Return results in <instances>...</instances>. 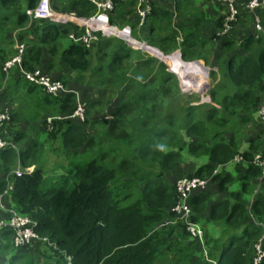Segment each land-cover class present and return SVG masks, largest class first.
Segmentation results:
<instances>
[{"label":"trees","instance_id":"16d2710c","mask_svg":"<svg viewBox=\"0 0 264 264\" xmlns=\"http://www.w3.org/2000/svg\"><path fill=\"white\" fill-rule=\"evenodd\" d=\"M37 1L0 0V103L11 114L0 127L10 144L0 150V196L7 209L0 208V218L17 210L32 219L38 235L18 249L14 231L0 229V264H254L256 243L264 249V191L251 203L248 195L262 174L255 157L264 155V7L251 11L236 0L239 14L222 35L229 13L224 1L214 16L197 0L153 1L141 37L165 56L180 50L183 61L178 55L165 59L181 78L206 76L210 67L209 104L187 96L155 56L118 37H101L86 48L69 37L82 33L76 24L30 21L27 10ZM113 2L111 22L130 23L135 0ZM50 3L81 16L95 12L85 0ZM15 33L25 53L21 66L7 73L4 63L17 54ZM22 69H42L83 91L84 119L73 117L75 93L51 96L27 81ZM44 133L68 165L52 183L43 175ZM24 141L18 150L15 143ZM192 157L199 164L187 173L183 165ZM193 176L208 186L191 193V219L221 229H204V245L185 224H164L177 217V179ZM236 182L239 188L232 190ZM175 236L181 241H172Z\"/></svg>","mask_w":264,"mask_h":264},{"label":"built area","instance_id":"2783aa9c","mask_svg":"<svg viewBox=\"0 0 264 264\" xmlns=\"http://www.w3.org/2000/svg\"><path fill=\"white\" fill-rule=\"evenodd\" d=\"M88 1L97 7V12L89 17L78 15L72 11L62 12L55 10L52 8L50 0H40L39 4L34 9L27 10V14L29 15L31 21L33 19H46L52 20L55 23L71 22L73 24L78 25V27L82 29V33L76 34L73 32L70 34L69 37L76 42L84 44L86 47H89L92 43H94L97 40L98 35L102 34L104 37H118L125 41L129 46L137 50L146 51L151 55H153L151 49L158 51L156 47L151 46L146 41H140L135 39L132 36L130 27L127 26L120 28L111 22L109 13L114 8V3L112 0ZM151 1L153 0H138V12L142 16L143 21L144 17L146 18L147 15L150 13ZM221 1H224L229 6V13L225 19L224 30L222 31V35H224L230 32L231 22L236 21L237 15L239 14V10L234 6L236 0ZM246 7L251 11L264 7V0H248V2L246 3ZM257 29H262V26L259 24V22H257ZM16 47L20 55L14 57L11 61H8L5 64V71H8V69L14 63L21 61V55L24 51V45L22 43H18ZM170 70L174 72L177 77L180 78V75L173 70V67H171ZM24 74L30 82L43 87L50 94L58 96L60 93L68 92L64 88L61 81L51 79V77L44 74L40 70L28 71ZM187 77L183 79L187 80ZM82 112L83 109L81 108V106H79L74 111V115H81ZM259 115L263 118L264 121V103L261 106ZM10 119L11 116L8 110L3 109V107L0 105V127L5 121H9ZM9 145V142L0 136V150L5 149ZM237 159L239 158L237 157ZM254 163L257 166H260L261 168L262 176L259 180L262 181V179L264 178V155H256ZM207 186V179L198 176L183 177L178 180L177 190L179 193V202L173 208V211L176 213L177 217L173 220H168L164 223L165 226H171L178 223L185 224V230L190 233V237L195 239L199 238L203 245L205 244L203 227L200 222H195L191 219L192 207L189 204V198L194 190H202L205 189ZM2 197L3 195L0 196V204L3 209H6L3 203L1 202ZM8 211L11 213L10 219H0V228H11L14 231L12 242L15 247L19 248L26 245H30L32 241L38 238V235L35 231L36 224L32 221V219L27 216L21 215L16 210L11 209ZM260 243L261 241L258 244L256 243L255 246L256 256L254 258V264H260L264 260V249L262 248Z\"/></svg>","mask_w":264,"mask_h":264},{"label":"rangeland","instance_id":"374dc122","mask_svg":"<svg viewBox=\"0 0 264 264\" xmlns=\"http://www.w3.org/2000/svg\"><path fill=\"white\" fill-rule=\"evenodd\" d=\"M218 1L223 3V1H221V0H218ZM163 2L165 3V2H169V1L168 0H164ZM224 5L226 7L225 11L226 10L228 11V8H229L228 4L225 3ZM234 6L236 8H238L236 3H234ZM221 13H222V10H221ZM222 15H223V13H222ZM144 19H145V17H144ZM250 19H251L250 20V22H251L252 21V16H250ZM49 21L53 22L52 20H49ZM253 21L257 22L258 19H253ZM143 22H145V21H143ZM250 22L248 24V27L252 28V22L251 23ZM67 23L72 24L71 22H67ZM121 27L122 28L123 27H127V25H124V26H121ZM138 27L141 29V32H144V27L145 26L143 25V23H140V20H139ZM205 31H208V28H205ZM134 34H136V33H134ZM152 54L157 58L158 62L167 65L166 67H168V69H170L172 67V63L167 61L165 58L173 57L175 55H178L180 60H183L182 57H181V52L178 49L176 51H174L173 53L169 54L167 57L163 55V53H162V51L160 49H158L157 53H152ZM186 62L190 63L191 61H186ZM209 68L210 67H208V66L206 67V76H201V75L200 76H194V75H191V76L187 77L188 78L187 80H184L181 77L180 78L178 77V79H179V83L181 85V88H182L183 92L187 96L200 99V101L202 103L211 104L213 102L214 98L209 94L210 85L211 86L213 85L212 75L209 74V71H210ZM46 75H48L49 77H52L54 74L53 73H48ZM198 80L205 81V83H202L199 87H196L195 85H191L192 82H197ZM185 82H186V84H185ZM79 84H81V86H84V88H86L85 91H87V85L88 84H83L82 82H80ZM41 88L43 90H45L43 87H41ZM77 90H79L81 92V94H80L79 91H77V100H76V106L77 107H76V109L79 106H81V108L83 109V112H82L81 115H77V116L74 115L73 117L81 120V119H84V114H85V110H86V101H88V99H87L86 95L83 93V91H81L80 89H77ZM52 120H53V117H48L47 118V123L49 124ZM32 125H34L37 128V130L40 129V127H41L38 121H34L32 123ZM41 137L43 139L42 148L44 147L46 149L45 155L48 158V161L45 163V165H43V175H44L45 179L48 181V183H52V182L57 181L59 179V177L67 169L68 165H65L66 164V160L64 159L63 152H61V150H56V149L54 150L53 149L55 143H53L52 146L49 148L50 143L47 140L46 134L45 133L41 134ZM31 139H34L33 136H31ZM56 145H58V143H56ZM15 146H16V148L18 150H21V148H23L25 146V141L24 142L15 143ZM45 155L43 154V158L45 157ZM60 163L63 164V165H59ZM198 164H199V160L196 159V158L194 159V157L186 159V163L183 165L184 168H185L184 170L187 173H190V172H192L194 170V167H196ZM31 168L32 167H30L29 169H31ZM184 174H185V172H184ZM261 176H262V174H261ZM180 179H177V181L180 180ZM263 179H262V181H263ZM238 188H239V183H237V182H236V184H233L231 186L232 190H237ZM11 189H12V187H9V191ZM214 191L217 194V190L215 188H214ZM263 191H264V184H262L260 181H258V179H256L255 180V186L253 187L251 193L248 194L250 203L252 202V200L254 199V197L256 195H258L259 193H262ZM250 214H251V212H250ZM202 227H203V231L205 229V230H208L209 232H213V234H218L221 231V229L214 222L213 223L212 222H207L206 225H204V226L202 225ZM172 241L177 243L178 241H181V239L178 238L177 236H175ZM259 241H260V239H259ZM2 253L3 252L0 251V254H2ZM161 262L163 264H165V260L164 259H162ZM35 264H38V263H35ZM39 264H41V259H40V263Z\"/></svg>","mask_w":264,"mask_h":264},{"label":"crops","instance_id":"0c3cea01","mask_svg":"<svg viewBox=\"0 0 264 264\" xmlns=\"http://www.w3.org/2000/svg\"><path fill=\"white\" fill-rule=\"evenodd\" d=\"M39 1L40 0H38L37 1V3H36V5L33 7V8H31V9H34L38 4H39ZM85 1H87L92 7H94L95 8V12L93 13V14H95L96 12H97V7L95 6V5H93L91 2H89L88 0H85ZM113 1V0H112ZM154 1V0H153ZM153 1H151V3H150V5H151V10H150V13L152 12V10H153ZM248 1V0H247ZM247 1L246 0H241L240 1V3H241V7H245L246 8V3H247ZM114 3V2H113ZM196 3H197V5L199 6V7H201L202 9H203V11H206V12H209V13H211L213 16L214 15H216L219 11H220V2L218 1V0H197L196 1ZM236 3H237V1H236ZM138 7H139V5H138V0H135V14H136V16L135 15H133L134 16V18H131V22L129 23H125L124 25H127L128 27H130V29H131V32H132V36L135 38V39H137V40H140V41H146L148 44H149V42H148V40H146L145 38H142L141 37V35H142V32H141V29L138 27V24H139V20H140V23H143V25L145 26V24H146V21H147V17L144 19V21L145 22H142L143 20H142V16L139 14V12H138ZM169 8H174V1L169 5ZM113 10H114V8H113ZM112 10V11H113ZM242 10V9H241ZM60 11V10H59ZM112 11H110V13L112 12ZM110 13H109V15H110ZM150 13H149V15H150ZM92 14V15H93ZM139 14V15H138ZM91 16V15H90ZM255 19H258V21L260 20V17L259 16H257ZM31 21V20H30ZM133 21H135V23L137 24V28L135 29V28H133L132 27V22ZM31 23V22H30ZM115 25V24H114ZM124 25H121V26H124ZM116 26H118V25H116ZM121 26H118V27H121ZM240 26H243V24L242 23H240L239 25H238V30H239V28H240ZM203 31H205V28L203 29ZM206 32V31H205ZM134 33H136V34H134ZM242 33H244V32H242ZM18 33H15V35H14V37H15V39H14V43H15V46H13V48H15V50L17 51V54L16 55H14L13 56V58L14 57H17V56H19L20 55V53H19V51H18V49H17V47H16V45L18 44V43H22L23 45H24V51H23V53H22V55H21V61L20 62H16V63H14L15 65H19V66H21V64H22V59H23V55H24V53H25V43L24 42H21L20 40H18V35H17ZM70 36V35H69ZM13 37V38H14ZM101 37H104L102 34H99L98 35V40L97 41H95L94 43H92L89 47H86V48H91L95 43H97L98 41H99V39L101 38ZM182 36L180 35L179 37H178V41L180 40V38H181ZM125 42V41H124ZM126 43V42H125ZM127 44V43H126ZM128 45V44H127ZM151 45V44H150ZM152 46V45H151ZM154 47V46H153ZM142 51V50H141ZM12 58V59H13ZM11 59V60H12ZM10 60V61H11ZM8 62V61H7ZM7 62H5L4 63V66H5V64L7 63ZM14 64L8 69V71H6L7 73L9 72V70L14 66ZM35 70H40V71H42L44 74H48V73H45L42 69H35ZM22 71V74H23V76L25 77V72H28V70H24V69H22L21 70ZM25 79L27 80V81H29L26 77H25ZM51 79H53V77H51ZM53 80H55V79H53ZM30 82V81H29ZM30 83H32V82H30ZM63 84V83H62ZM64 86V85H63ZM64 88L68 91V92H73V93H75V95H76V97H77V91H75V90H73V89H68L66 86H64ZM65 93H67V92H65ZM62 94H64V93H62ZM0 105L3 107V109H6V110H8V112H9V114H10V111H9V109L8 108H6V107H4L1 103H0ZM77 107V106H76ZM10 116H11V114H10ZM11 120V119H10ZM204 161H206V159L204 158L203 159ZM202 160V161H203ZM229 169H232V168H229ZM258 181H260L261 183L263 182V181H261V180H258ZM234 184H236V183H234ZM2 198H4V197H2ZM2 203H3V199H2V201H1ZM4 205V204H3ZM0 208H2L1 207V204H0ZM3 209V208H2ZM4 210H6L7 211V209H4ZM0 219H2V218H0ZM6 219V218H5ZM7 220V219H6ZM0 229H3V228H0ZM12 240H13V237H12Z\"/></svg>","mask_w":264,"mask_h":264},{"label":"bare ground","instance_id":"6f19581e","mask_svg":"<svg viewBox=\"0 0 264 264\" xmlns=\"http://www.w3.org/2000/svg\"><path fill=\"white\" fill-rule=\"evenodd\" d=\"M47 92V91H46ZM51 96H54L53 94ZM11 208V207H10ZM17 211V210H16ZM7 212V211H6ZM9 217V216H8ZM19 249V248H18Z\"/></svg>","mask_w":264,"mask_h":264}]
</instances>
